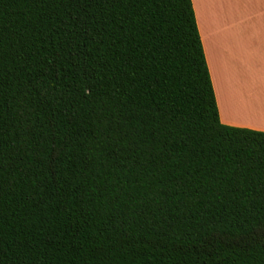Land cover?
<instances>
[{
  "label": "trees",
  "instance_id": "trees-1",
  "mask_svg": "<svg viewBox=\"0 0 264 264\" xmlns=\"http://www.w3.org/2000/svg\"><path fill=\"white\" fill-rule=\"evenodd\" d=\"M0 264H264L191 0H0Z\"/></svg>",
  "mask_w": 264,
  "mask_h": 264
},
{
  "label": "crops",
  "instance_id": "crops-1",
  "mask_svg": "<svg viewBox=\"0 0 264 264\" xmlns=\"http://www.w3.org/2000/svg\"><path fill=\"white\" fill-rule=\"evenodd\" d=\"M191 1L220 121L264 131V86L260 91L257 77L264 69V0ZM240 74L246 89L239 88Z\"/></svg>",
  "mask_w": 264,
  "mask_h": 264
},
{
  "label": "rangeland",
  "instance_id": "rangeland-1",
  "mask_svg": "<svg viewBox=\"0 0 264 264\" xmlns=\"http://www.w3.org/2000/svg\"><path fill=\"white\" fill-rule=\"evenodd\" d=\"M260 64H262V63H260ZM253 73H256L254 70H252V74ZM257 74V73H256ZM248 75V74H247ZM258 76V79H259V87H260V91L262 90V87L264 86V69H262L261 67H259V73L257 74ZM248 76H250V75H248ZM240 79H241V83L240 84H238L239 85V88L240 89H246V88H244V82H245V78H243L242 76H241V74H240ZM252 80L251 79H249L250 80V82H249V84H251V85H248V90L249 91H251V92H253L252 90L254 89V78H256V76L253 74V76H252ZM232 81H233V79H232ZM235 82V81H234ZM246 83H247V81H246ZM261 83V84H260ZM250 94V93H249ZM251 95V94H250ZM256 96V95H255ZM257 97V100H259V98L260 97H258V96H256ZM260 102H262V101H260ZM234 119V118H233ZM258 119V118H257ZM256 119V120H257ZM237 120V119H236ZM239 120H241V119H239ZM258 122V121H257Z\"/></svg>",
  "mask_w": 264,
  "mask_h": 264
}]
</instances>
